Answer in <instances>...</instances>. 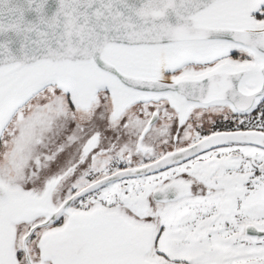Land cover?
<instances>
[{
	"label": "snow or ice",
	"instance_id": "1",
	"mask_svg": "<svg viewBox=\"0 0 264 264\" xmlns=\"http://www.w3.org/2000/svg\"><path fill=\"white\" fill-rule=\"evenodd\" d=\"M0 264H264V0H0Z\"/></svg>",
	"mask_w": 264,
	"mask_h": 264
}]
</instances>
